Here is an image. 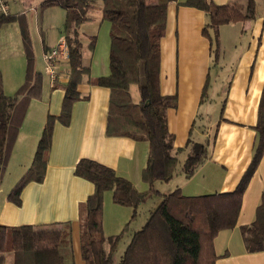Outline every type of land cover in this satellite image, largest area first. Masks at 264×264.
Instances as JSON below:
<instances>
[{
  "label": "crops",
  "instance_id": "crops-1",
  "mask_svg": "<svg viewBox=\"0 0 264 264\" xmlns=\"http://www.w3.org/2000/svg\"><path fill=\"white\" fill-rule=\"evenodd\" d=\"M15 1L22 5L11 3L8 13L25 14L34 67L42 73L41 52L43 56L64 40L65 16L56 22L57 34H43L39 30V12L36 15L39 0ZM182 1L167 3L165 31L160 39L159 88L162 94L176 97V105L166 111L167 128L173 136V149L183 150L171 179L154 183L158 192L152 196L159 199L175 189L185 195L233 192L251 163L259 138L256 124L264 88V0H255L253 18L221 24L216 30L208 27L207 34L203 33L208 21L204 11L181 4ZM213 1L236 3L241 8L247 2ZM16 8L18 12H12ZM92 10L97 11L94 22L100 24L101 3L88 12ZM88 12L79 32L82 25L92 21ZM87 44L82 47V64L89 71L82 74L77 85L81 98L71 104L69 123L58 119L64 96L62 85L70 76L67 58H59L55 61L54 80L46 70L42 73L40 97H33L28 103L0 184V225L42 227L69 222L74 264H85L79 242V205L94 190L91 181L74 173L78 160L98 161L127 178L137 190L149 189L141 177L148 141L105 132L110 90L93 84L92 79L108 73L109 52L97 63L93 60L95 43L92 49ZM43 60L46 66L44 56ZM25 69L19 25L17 21L5 22L0 26V73L6 94L15 93L24 80ZM132 89L131 85V97L136 101L138 91L136 96ZM49 115L55 118L43 178L28 181L19 194V203H15L8 194L30 167ZM189 138L205 142L207 156L186 176L182 165L190 147ZM263 191L264 142L261 157L242 193L235 225L220 230L213 239L217 255L214 264H264V249L247 251L240 230L253 221ZM131 213L132 207L113 202L111 190L104 191L102 225L106 236L120 232L131 222Z\"/></svg>",
  "mask_w": 264,
  "mask_h": 264
},
{
  "label": "trees",
  "instance_id": "trees-1",
  "mask_svg": "<svg viewBox=\"0 0 264 264\" xmlns=\"http://www.w3.org/2000/svg\"><path fill=\"white\" fill-rule=\"evenodd\" d=\"M173 0H42L40 7L59 5L65 10L63 39L68 46L69 79L62 85L64 96L58 119L68 124L71 104L81 98L77 85L89 67L82 64L83 43L78 28L88 19L89 8L101 3V19L110 23L109 71L92 79L93 84L110 90L107 135H124L148 141V155L142 169V180L149 189L139 191L127 178L107 165L89 158H80L74 173L91 181L93 192L79 205V242L85 264H214L217 255L213 239L217 233L235 225L242 193L261 157L264 142V88L259 105L258 143L251 163L236 189L231 193L185 195L175 189L149 210L144 223L130 231L129 240L117 258L115 251L129 222L116 234L105 235L102 225L103 193L112 191L113 202L132 207L131 219L138 207L157 193L156 181H168L174 175L178 154L173 149V136L168 131L166 111L176 105L174 95H164L159 88L160 39L164 35L167 3ZM208 17V27L216 30L221 24L249 20L255 15V0H247L244 8L236 3L217 4L213 0H184ZM17 21L26 56L25 77L14 94L3 90L0 73V184L15 143L28 103L40 97L42 73L34 67V51L24 13H0V26ZM95 35L89 36L92 49ZM56 85V83H55ZM135 85L138 99L132 100L130 87ZM49 115L38 141L32 163L10 190L8 198L19 203V194L30 180L41 181L50 147L52 124ZM190 144L182 170L190 176L207 156L205 142L188 139ZM245 249H264V191L249 225L240 227ZM13 255V264H74L70 223L34 227L32 225H0V264L6 253Z\"/></svg>",
  "mask_w": 264,
  "mask_h": 264
},
{
  "label": "rangeland",
  "instance_id": "rangeland-1",
  "mask_svg": "<svg viewBox=\"0 0 264 264\" xmlns=\"http://www.w3.org/2000/svg\"><path fill=\"white\" fill-rule=\"evenodd\" d=\"M40 1L41 0H39V8H37V11H36V15H38V12H39V30L42 31L43 34H49L52 32L54 34H57L58 30L56 28V22H60L62 18L64 19V16H65L64 9L59 5H50L45 8H41ZM149 1H153V0H149ZM11 3L13 4L18 3L20 6L22 5L21 3L15 0H11V2H9V5ZM23 9L24 7L22 8V10ZM11 10H14L12 12H18L17 8L11 9ZM88 13L92 21L89 22L88 24L82 25L80 28L81 31L79 32L78 30V32H79V37L80 39H82V43L84 45H86L89 41V33H92L95 35V40H96L95 48H94L95 56L93 60H97V63H98L100 59L103 58V54L105 55V52L107 53V56H108V52L110 48V35H109L110 26H109V22L105 19H101L100 24L103 23L101 24V26L100 24H97L98 22H94L96 21V17L94 15V14H97L96 10L89 11ZM40 44H41V37L39 35V46ZM39 67L41 68L40 70L42 71V73L43 72L45 73V63L43 60L42 52L39 57ZM132 88H133L132 91H135V95L137 96L136 86L132 85ZM150 199L146 202V204L142 203L143 205H140V207H138L135 217L132 218L131 222L129 223V229L127 230V232H125V234L123 235V237L121 238V240L119 241L117 245V249L115 251L116 257L118 254H120L123 251L124 247L126 246L130 231H132L133 229L139 228L144 223L145 217H146L145 216L146 210L154 208L160 200L159 198H157V196H152V198ZM4 264H13V255L11 252L6 253V259H5Z\"/></svg>",
  "mask_w": 264,
  "mask_h": 264
},
{
  "label": "built area",
  "instance_id": "built-area-1",
  "mask_svg": "<svg viewBox=\"0 0 264 264\" xmlns=\"http://www.w3.org/2000/svg\"><path fill=\"white\" fill-rule=\"evenodd\" d=\"M9 12V3L8 0H0V13ZM44 59L46 61L45 70L51 78L54 80L56 78V65L55 61L59 58H67L68 56V46L63 40L60 45L50 48L48 51H45Z\"/></svg>",
  "mask_w": 264,
  "mask_h": 264
}]
</instances>
